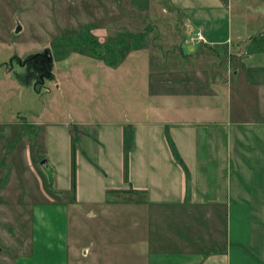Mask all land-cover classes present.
Segmentation results:
<instances>
[{"label":"crops","instance_id":"crops-1","mask_svg":"<svg viewBox=\"0 0 264 264\" xmlns=\"http://www.w3.org/2000/svg\"><path fill=\"white\" fill-rule=\"evenodd\" d=\"M126 7L153 19L163 55L142 46L96 66L115 71L136 52L138 108L95 122L70 111L68 123H56L42 102L28 124L24 117L6 122L0 109V199L20 183L11 164L20 152L25 177L38 176L35 159H44L51 181L49 188L38 170L41 199L25 201L27 191L19 203L29 209V239L12 264H264V0H126ZM198 29L206 43L195 41ZM2 76V88L4 81L22 88L10 71ZM73 125L82 128L84 150ZM167 138L186 171L187 194Z\"/></svg>","mask_w":264,"mask_h":264},{"label":"rangeland","instance_id":"rangeland-1","mask_svg":"<svg viewBox=\"0 0 264 264\" xmlns=\"http://www.w3.org/2000/svg\"><path fill=\"white\" fill-rule=\"evenodd\" d=\"M159 6L163 9L162 3ZM126 8V0H0V80L7 70L22 86L19 90L7 88L6 81L1 83L3 119L10 122L24 117L27 124L33 122L31 116L42 108V102L48 107L47 121L56 123L71 119L70 111L95 122L121 120L126 116L124 109L138 108L142 100L137 87L139 74L134 70L136 52H130L115 71L105 65L96 66L98 61L115 64L130 49L142 46L150 55H163L157 47L161 39L151 29L153 19L129 13ZM18 25L20 30L15 32ZM144 27L149 31L143 38ZM43 47L51 48L55 81L44 79L41 84L40 76L27 74V67L19 66L15 58L25 59ZM127 66L131 69L125 70ZM33 86L40 89V95H35ZM21 127L33 134L32 127ZM81 129L72 126L78 150H84L78 133ZM13 159L11 164L21 176L18 186L6 188L8 198L0 199V264H12L14 256L27 251L29 209L19 203L24 202L27 191L30 200L25 201L41 199L45 183L38 170L46 175L49 188L51 183L40 165L44 159H35L38 176L32 177H25L28 170L21 152ZM19 188L22 193L17 191Z\"/></svg>","mask_w":264,"mask_h":264},{"label":"trees","instance_id":"trees-1","mask_svg":"<svg viewBox=\"0 0 264 264\" xmlns=\"http://www.w3.org/2000/svg\"><path fill=\"white\" fill-rule=\"evenodd\" d=\"M167 142L169 148L171 150L172 155L174 156L176 162L182 167L181 162L175 157L174 148L171 141L167 138ZM131 134L130 132H125L123 134V141H122V179L124 182H128V154L131 148ZM75 146L74 142L71 141L70 145V193L73 194L75 192L76 187V157H75ZM184 174H185V194L188 192V177L186 171L182 167Z\"/></svg>","mask_w":264,"mask_h":264},{"label":"water","instance_id":"water-1","mask_svg":"<svg viewBox=\"0 0 264 264\" xmlns=\"http://www.w3.org/2000/svg\"><path fill=\"white\" fill-rule=\"evenodd\" d=\"M20 30V27L18 25L17 29L15 32H18ZM18 65L23 67L24 65L28 68H30L31 65H35L36 69H33L37 76H40L41 79V84L43 83L44 79L48 80V81H55V76L53 75L51 69L53 66V56H52V52H51V48L50 47H43L41 51L33 53L31 55H29L28 57H26L25 59H18L15 58ZM11 61H9L10 63ZM40 62L43 63V67L45 68V73L46 75H40V70H39V66H40ZM8 64H5V66H7ZM38 66V67H37ZM35 86H33L34 88ZM42 165H46L45 160H43L41 162Z\"/></svg>","mask_w":264,"mask_h":264},{"label":"flooded vegetation","instance_id":"flooded-vegetation-1","mask_svg":"<svg viewBox=\"0 0 264 264\" xmlns=\"http://www.w3.org/2000/svg\"><path fill=\"white\" fill-rule=\"evenodd\" d=\"M38 68L40 70V73H39L40 75H42V76L43 75H46V73L44 72L45 71V68L43 67V63L42 62H40V66ZM33 69H36V66L34 64L31 65L30 68H28V73L27 74H32V72L34 71ZM32 75H34V74H32Z\"/></svg>","mask_w":264,"mask_h":264},{"label":"built area","instance_id":"built-area-1","mask_svg":"<svg viewBox=\"0 0 264 264\" xmlns=\"http://www.w3.org/2000/svg\"><path fill=\"white\" fill-rule=\"evenodd\" d=\"M194 39H195L196 42L206 43V40H205V38L203 36V33L199 29L195 31Z\"/></svg>","mask_w":264,"mask_h":264}]
</instances>
